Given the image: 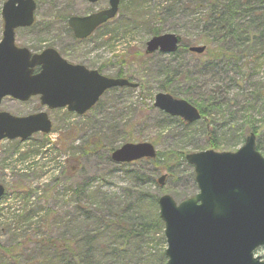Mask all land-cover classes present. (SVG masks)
<instances>
[{
  "label": "rangeland",
  "instance_id": "1",
  "mask_svg": "<svg viewBox=\"0 0 264 264\" xmlns=\"http://www.w3.org/2000/svg\"><path fill=\"white\" fill-rule=\"evenodd\" d=\"M5 1L0 0V40ZM36 1L35 25L17 30L18 46L34 53L55 48L70 62L108 77L122 72L140 87L110 90L82 116L66 109L44 108L52 121L51 133L0 142V183L6 189L0 200V243L17 245L20 260L31 257L35 263L48 259V252L39 249L37 242L51 238L72 241L78 252H89L91 264H163L167 261L164 225L143 229L144 221L152 223L160 218L158 199L162 195L169 194L179 203L198 193L194 169L180 161L160 185L158 179L166 172L151 160L115 163L111 153L126 143L144 142L165 154L213 149L204 120L184 125L182 119L154 107L155 96L163 92L160 87L166 82L165 76L175 69L177 76L169 83L168 93L175 99L194 106L209 98L219 99L222 112L218 120L210 116L215 121L210 120V129L212 141L219 146L217 152L237 151L244 144L235 141L237 131L252 123L257 149L264 157V51H244L239 65H246L244 70L251 76L240 87L236 69L230 67L227 73L224 66L219 72L205 67L203 53L145 54L153 29L160 28L165 34L185 37L191 46H202L198 41L201 33L193 20L184 16L164 18L166 0H121L117 17L84 42L73 39L66 20L106 9L108 0L96 4L84 0ZM202 15L198 10L193 17ZM42 109L38 98L22 103L8 97L1 105V110L17 116ZM26 155L30 156L21 158ZM18 187L24 194L17 191ZM78 203L92 213L122 218L125 224H136L143 230L134 239L114 238L98 222L79 219ZM135 218L141 220L134 222ZM88 233L96 235L91 247L85 245ZM259 254L264 255V249ZM0 264L16 263L0 253Z\"/></svg>",
  "mask_w": 264,
  "mask_h": 264
},
{
  "label": "water",
  "instance_id": "2",
  "mask_svg": "<svg viewBox=\"0 0 264 264\" xmlns=\"http://www.w3.org/2000/svg\"><path fill=\"white\" fill-rule=\"evenodd\" d=\"M96 3L100 0H86ZM121 0H109V8L87 16H72L69 27L77 39L89 37L118 13ZM34 0H7L2 9L3 38L0 42V106L11 97L27 102L39 96L49 110L64 109L84 115L114 88H138L125 78H108L96 70L72 65L53 48L32 54L15 44V31L34 23ZM181 43L176 34L152 37L146 54L175 53ZM205 47H191L197 54ZM35 68L40 71L34 74ZM155 108L192 124L201 120L196 107L167 93H158ZM52 122L47 112L15 116L0 110V141L26 140L35 133L48 134ZM156 148L148 142L126 143L115 150V163L154 159ZM194 167L198 193L180 203L165 194L158 200L165 225L167 264H264L256 252L264 247V157L250 134L236 152L206 150L186 155ZM166 176L158 180L163 185ZM5 188L0 183V199Z\"/></svg>",
  "mask_w": 264,
  "mask_h": 264
},
{
  "label": "trees",
  "instance_id": "3",
  "mask_svg": "<svg viewBox=\"0 0 264 264\" xmlns=\"http://www.w3.org/2000/svg\"><path fill=\"white\" fill-rule=\"evenodd\" d=\"M165 2L166 5L162 10V14L164 11V15L166 16L164 18L184 16L195 22L196 28L201 33L198 41L207 49L205 53V67L218 69L219 72L221 66H224L223 68L227 73L231 72L230 67L236 69L237 74L240 76L237 80L240 87H242V84L247 82L251 76L249 72L244 70L246 65H239L242 56L245 54L244 51L250 48H261L264 51V0H196L195 2L192 0H166ZM198 10H202L203 15L200 18L193 17ZM162 33L163 29L161 28L153 29L152 35L157 36ZM191 45V41H188V39L184 37L178 51L173 55L188 53V49ZM176 76V70L172 69L171 72L165 76L166 82L160 87L161 91L165 93L171 92L169 83L175 80ZM116 77L123 78L125 76L122 72H119ZM172 92L175 93L176 91ZM196 107L201 112L202 120H204V124L207 127L211 148L216 150L219 149L218 144L213 142L215 141L213 137L211 138L210 129V120H213L210 116H217L214 120H218V115L222 112V105L219 99L209 98L207 101L199 104L197 103ZM244 110L247 111V109ZM230 115L231 114H228V116ZM248 118H246V120ZM231 119L233 118H230V120ZM214 120L213 122H215ZM246 126L247 129L241 128L237 131L236 142L244 141V137L250 132L256 133V129L252 123H250V125L246 123ZM243 130H245V132L240 133ZM91 151L93 152V150ZM29 156L30 155H26L21 158L25 160ZM185 156L186 154L178 152H170L167 154L158 152L157 158L152 160V162L157 169L160 171L164 170L171 176L179 162L186 161ZM22 190L21 187H18L17 191L20 194H24ZM27 195H29V193ZM155 203H157V199H155ZM77 206L76 210L78 211L77 215L79 219H83L85 222H98L105 230L108 229L114 238L124 237L134 239L139 236L138 232L149 226H154L156 224L158 227H163L164 225L157 216L155 222L148 223V220H146V222L144 221L143 229L138 230L136 224H134V226L130 224L127 225L121 220L122 218L118 219L114 216L107 218L106 216L88 211L87 208L81 207L79 203ZM133 220L137 222L141 219L135 218ZM95 238L96 235L94 236L93 233H88L85 238V245L91 247V243L95 241ZM38 243L39 249L48 252V259H45L44 262L39 261L35 263L34 259L31 257L20 260V255L17 254L20 249L17 245L4 246L0 243V253H3L5 258L13 260L16 264H91L89 252H78L72 241H56L55 239L46 238L42 241L39 240L37 244ZM76 244L78 245V243ZM162 256L164 257V255ZM163 259H165V257ZM166 262L165 259L163 264H166Z\"/></svg>",
  "mask_w": 264,
  "mask_h": 264
},
{
  "label": "flooded vegetation",
  "instance_id": "4",
  "mask_svg": "<svg viewBox=\"0 0 264 264\" xmlns=\"http://www.w3.org/2000/svg\"><path fill=\"white\" fill-rule=\"evenodd\" d=\"M29 29V28H28ZM76 41V40H75ZM77 41H79V40H77ZM79 42H82V41H79ZM61 54V53H60ZM61 56L64 58V59H66L62 54H61ZM67 60V59H66ZM68 62H70V61H68ZM71 63H73L74 64V62H71Z\"/></svg>",
  "mask_w": 264,
  "mask_h": 264
}]
</instances>
